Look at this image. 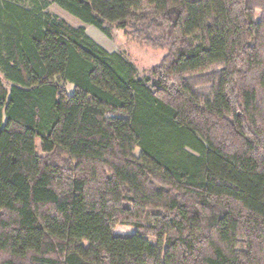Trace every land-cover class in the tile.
Listing matches in <instances>:
<instances>
[{
	"label": "trees",
	"instance_id": "16d2710c",
	"mask_svg": "<svg viewBox=\"0 0 264 264\" xmlns=\"http://www.w3.org/2000/svg\"><path fill=\"white\" fill-rule=\"evenodd\" d=\"M0 264H264V0H0Z\"/></svg>",
	"mask_w": 264,
	"mask_h": 264
},
{
	"label": "rangeland",
	"instance_id": "374dc122",
	"mask_svg": "<svg viewBox=\"0 0 264 264\" xmlns=\"http://www.w3.org/2000/svg\"><path fill=\"white\" fill-rule=\"evenodd\" d=\"M48 11L56 15L60 19L65 20L72 27H78L81 25L78 19L69 15L53 4L49 6ZM85 27L87 30V34L105 50H107L108 52H118L127 57L137 69L139 77L146 76L150 68L159 63L163 56V52L161 51H154L147 46H143L131 41L122 30L111 27V37L107 38L94 27ZM66 91L70 95L73 92V86L67 84ZM135 155H139V150L135 151ZM115 233L130 235L133 233V231L129 228H117Z\"/></svg>",
	"mask_w": 264,
	"mask_h": 264
}]
</instances>
